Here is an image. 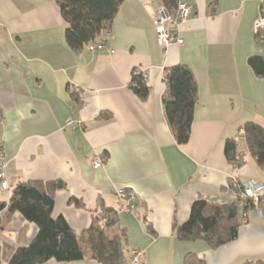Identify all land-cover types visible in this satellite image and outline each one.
Here are the masks:
<instances>
[{"label":"crops","instance_id":"0c3cea01","mask_svg":"<svg viewBox=\"0 0 264 264\" xmlns=\"http://www.w3.org/2000/svg\"><path fill=\"white\" fill-rule=\"evenodd\" d=\"M181 1L194 7L179 30L184 44L164 55L154 24L162 0H124L105 37L113 54L73 52L56 0H0V148L11 187H0V203L9 204L20 182L61 181L66 187L56 192L52 217L82 234L98 201L119 210L130 264L135 250L143 252L140 264H183L188 253L206 264L264 263V206L255 208L261 217L247 211L246 221L242 210L238 238L217 250L174 233L197 200L235 201L232 181L264 184V166L250 154L244 131L248 122L264 127V77L249 65L264 57V30L259 41L254 31L264 0ZM180 63L192 69L199 96L185 145L176 143L163 104L165 71ZM135 71L147 75L146 101L130 89ZM228 140L237 144L241 167L226 158ZM120 189L136 195L131 214L120 211ZM37 233L15 214L0 241L27 247Z\"/></svg>","mask_w":264,"mask_h":264},{"label":"trees","instance_id":"16d2710c","mask_svg":"<svg viewBox=\"0 0 264 264\" xmlns=\"http://www.w3.org/2000/svg\"><path fill=\"white\" fill-rule=\"evenodd\" d=\"M181 0H162L172 13L176 12ZM62 16L67 23L65 32L68 47L75 53L88 49L92 44L105 41L111 32L114 20L124 0H56ZM263 31V30H262ZM256 34L260 40L263 32ZM249 65L258 77H264V57L253 56ZM164 81L166 91L163 96L164 111L168 125L178 145L189 142L199 102L198 84L192 69L185 64L168 67ZM130 89L142 101L150 95L147 80L141 73L134 72ZM72 100L77 107L82 100L72 87H69ZM245 139L250 154L260 166H264V127L248 122L244 125ZM0 152H2L0 148ZM225 154L229 163L241 167L244 161L237 157V144L228 140ZM61 181L29 180L20 182L12 189L9 204L0 203V233L12 222L15 214L34 224L38 233L27 247L12 248L0 241V264H45L50 260L75 263L92 260L98 264H130L127 233L119 224L120 212L106 207L102 201L90 209L91 221L82 234H77L64 217H52L55 197L63 190ZM231 188L237 193L233 183ZM77 207L84 205L74 199ZM264 203L256 204L252 199H237L228 203L197 200L191 209L188 222L176 225L174 233L182 242L206 243L217 250L238 238L241 211L247 212ZM183 264H206L197 254L188 253ZM247 264H264L261 261Z\"/></svg>","mask_w":264,"mask_h":264},{"label":"built area","instance_id":"2783aa9c","mask_svg":"<svg viewBox=\"0 0 264 264\" xmlns=\"http://www.w3.org/2000/svg\"><path fill=\"white\" fill-rule=\"evenodd\" d=\"M194 7L191 4L180 1L176 12L172 13L166 6H162L154 19V24L156 27V33L158 36L159 44L163 50L164 55L170 47L177 45L182 46L184 40L179 36V30L182 24L186 23ZM264 30V10H262L259 19L255 22L254 31L258 34L260 31ZM90 52L98 51H108L109 53H115V50L110 47L107 41H101L99 43L92 44L88 47ZM136 73H141L146 79L147 75L144 71H136ZM3 119L0 112V121ZM70 128H75L74 122L68 120L67 124ZM102 162L97 161L94 165L95 168H99ZM5 164L3 159V154L0 152V187L4 191H10L11 187L5 176ZM234 188L242 199H252L256 204L264 203V184L256 180H250L245 183H239L237 181H232ZM118 198L120 199V211L125 214L133 213L135 209L136 195L133 192H128L125 189H120L117 192ZM255 214L258 217L262 216L260 209H254ZM245 221L247 220V212L243 213ZM132 264H140L143 252L141 250H135L132 253Z\"/></svg>","mask_w":264,"mask_h":264}]
</instances>
